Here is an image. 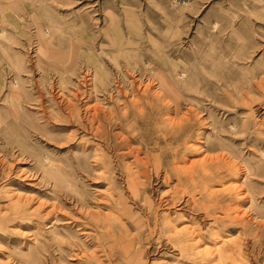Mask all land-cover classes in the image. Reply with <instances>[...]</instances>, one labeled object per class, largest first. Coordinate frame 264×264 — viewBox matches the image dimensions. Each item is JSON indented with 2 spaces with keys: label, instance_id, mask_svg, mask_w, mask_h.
I'll list each match as a JSON object with an SVG mask.
<instances>
[{
  "label": "rangeland",
  "instance_id": "obj_1",
  "mask_svg": "<svg viewBox=\"0 0 264 264\" xmlns=\"http://www.w3.org/2000/svg\"><path fill=\"white\" fill-rule=\"evenodd\" d=\"M0 264H264V0H0Z\"/></svg>",
  "mask_w": 264,
  "mask_h": 264
}]
</instances>
